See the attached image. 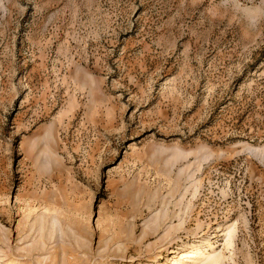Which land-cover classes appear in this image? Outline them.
Wrapping results in <instances>:
<instances>
[{"label": "rangeland", "instance_id": "1", "mask_svg": "<svg viewBox=\"0 0 264 264\" xmlns=\"http://www.w3.org/2000/svg\"><path fill=\"white\" fill-rule=\"evenodd\" d=\"M197 248L264 264V0H0V264Z\"/></svg>", "mask_w": 264, "mask_h": 264}, {"label": "bare ground", "instance_id": "2", "mask_svg": "<svg viewBox=\"0 0 264 264\" xmlns=\"http://www.w3.org/2000/svg\"><path fill=\"white\" fill-rule=\"evenodd\" d=\"M209 242V241H208ZM209 244H211V243H209ZM200 248V247H199ZM194 254L191 256H189L188 258H193L192 260V262L194 263V264H196V263H202V262H204V261H206V260H209V259H211V260H209V261H213V259H215V258H217L215 255L214 256H211L210 254H205V252H202L201 250L199 251L198 250V248H197V250H195V252H193ZM182 255H184V254H182ZM187 257V256H186ZM181 259V258H180ZM183 259V258H182ZM185 259V258H184ZM183 261V260H182ZM182 261H180V262H182ZM220 261V260H219ZM181 264V263H180Z\"/></svg>", "mask_w": 264, "mask_h": 264}]
</instances>
